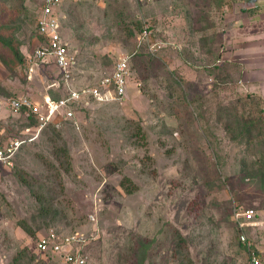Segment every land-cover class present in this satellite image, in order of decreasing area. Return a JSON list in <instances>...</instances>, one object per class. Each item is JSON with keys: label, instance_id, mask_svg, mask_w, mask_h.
<instances>
[{"label": "rangeland", "instance_id": "obj_1", "mask_svg": "<svg viewBox=\"0 0 264 264\" xmlns=\"http://www.w3.org/2000/svg\"><path fill=\"white\" fill-rule=\"evenodd\" d=\"M41 1L0 0V37L22 56L35 46ZM246 1L264 6V0L63 3L62 32L78 60L74 88L93 85L132 52L145 22L161 47L132 56L122 103L87 97L78 127L66 122L39 133L11 169L0 170V264H12L22 249L33 262L60 264L56 254L34 250L49 228L82 234L93 264H248L241 232L264 248V176L253 173L263 161L264 122L251 129L264 120V101L246 94L248 81L239 73L245 31L226 29ZM0 57H7L2 46ZM4 62L0 130L20 135L25 117L11 111L9 99L25 95L39 104L51 77L34 65L28 80L25 62L24 71ZM60 148L70 169L58 159ZM124 177L131 192L121 185ZM248 208L255 216L240 228L237 215Z\"/></svg>", "mask_w": 264, "mask_h": 264}, {"label": "built area", "instance_id": "obj_2", "mask_svg": "<svg viewBox=\"0 0 264 264\" xmlns=\"http://www.w3.org/2000/svg\"><path fill=\"white\" fill-rule=\"evenodd\" d=\"M67 0H42L39 14L36 16V30L33 37L35 46L24 55L27 79H33L34 65L47 70L51 77L46 83L42 101L38 104L28 96H14L8 101L9 108L17 116L33 120V124L24 128L21 135H10L0 140V167L11 169L15 164V156L22 145L34 140L48 124L57 118H62L73 127L79 126L77 113L71 103L87 104V97L97 103H122L125 99L126 83L129 65L137 49L144 45L150 54H155L161 47V42L153 40V26L145 22L137 34L135 49L124 52L114 62L112 69L102 75L93 85L74 88L69 84L73 70L77 65L76 52L70 49L68 41L62 32L61 6ZM146 3L150 0H142ZM54 71V72H53ZM65 89L59 97L51 92ZM237 216L242 221L239 227L249 225L255 216L251 208L243 210ZM240 241L246 248L248 264H264V248H258L248 242L243 232ZM86 239L79 232H61L49 228L44 234L37 236L34 250L48 255L56 254L60 264H93L84 253Z\"/></svg>", "mask_w": 264, "mask_h": 264}, {"label": "crops", "instance_id": "obj_3", "mask_svg": "<svg viewBox=\"0 0 264 264\" xmlns=\"http://www.w3.org/2000/svg\"><path fill=\"white\" fill-rule=\"evenodd\" d=\"M243 5L236 11L235 21L228 23L227 34L237 28L245 31L240 32L244 37L240 40L243 46L237 49L236 55L241 68L239 73L243 74V82L248 81L246 88L249 90L246 94L257 95L264 101V6L254 1H246ZM244 41L248 45L245 46Z\"/></svg>", "mask_w": 264, "mask_h": 264}, {"label": "trees", "instance_id": "obj_4", "mask_svg": "<svg viewBox=\"0 0 264 264\" xmlns=\"http://www.w3.org/2000/svg\"><path fill=\"white\" fill-rule=\"evenodd\" d=\"M141 29H142V26L140 25L139 31H141ZM131 33L133 35V32H131ZM134 34H136V33H134ZM12 43H13L12 41L2 40L1 37H0V46H2V50H3L4 54L6 53V56H7V57H2L4 59V61H5L4 63L9 65L10 67H12V66L14 67L17 64H20V67H22V71H24V68H23L24 67L23 65H24V62H25L24 54H23V56L21 54H19L18 48L15 46V44H12ZM143 48L146 50V47L144 45H141L137 49V51L141 52V51H143ZM137 53H139V52H136V54ZM2 58L0 57V59H2ZM25 73H26L25 76H26V79H27L26 68H25ZM248 96L249 97L255 96V97L261 99L260 97H258L257 95H254V94H250ZM82 105H83L82 102H73V103H71L72 109H74L77 114H79L78 111H80V108L82 107ZM235 116H236V122L237 123H240L242 125L247 124V123H245L246 119L243 116H241V115H235ZM23 121H24V123L22 124L21 130H23L25 127L33 124V120L30 119V118H25ZM66 122L67 121L63 120L62 118H57V119H55L54 122L48 124L47 127L42 130V132H45V131L50 130V129H55V127H57L58 124H65ZM263 122H264L263 118L261 120L254 121L253 125L251 126V129H254L255 127H259L261 125V123H263ZM249 125H251V124H249ZM249 125H247V126H249ZM137 135L140 136V139L141 138L144 139V135L141 134V132L139 130L137 131ZM248 135H251V132L248 133ZM262 135H263L262 132H259L258 136L262 137ZM7 136H8V134L5 132V130H3V129L0 130V140H4ZM23 146H24V144L22 145V147ZM60 151H61L60 154H58V159L60 160V163L65 162L66 165H67L65 167V170L66 169H70V164H69V160H68L69 156H68V152H67L66 148H60ZM0 170H3V168L0 167ZM253 173H254V175H259L260 177L264 176V156H263V161H260V163H259V170L253 171ZM128 183H130V179L127 178V177H124L123 180L121 181V185H125L124 186L125 190L127 192H131L132 189H131V187H129ZM21 226L23 227V229L25 231H27L29 233H32L31 230L28 227H25L22 224H21ZM33 259H34V255L33 254H29L26 250L22 249V250H19L14 255L12 264H40V263H37V262H33Z\"/></svg>", "mask_w": 264, "mask_h": 264}]
</instances>
